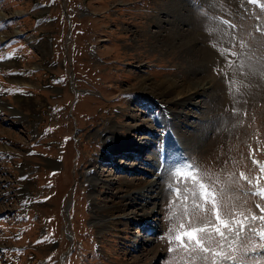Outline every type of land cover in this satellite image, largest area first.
Returning a JSON list of instances; mask_svg holds the SVG:
<instances>
[{
    "label": "rangeland",
    "instance_id": "1",
    "mask_svg": "<svg viewBox=\"0 0 264 264\" xmlns=\"http://www.w3.org/2000/svg\"><path fill=\"white\" fill-rule=\"evenodd\" d=\"M260 192L264 0H0V264H264Z\"/></svg>",
    "mask_w": 264,
    "mask_h": 264
},
{
    "label": "bare ground",
    "instance_id": "2",
    "mask_svg": "<svg viewBox=\"0 0 264 264\" xmlns=\"http://www.w3.org/2000/svg\"><path fill=\"white\" fill-rule=\"evenodd\" d=\"M189 42H194V39H190L188 41ZM191 45V44H189ZM195 46V45H194ZM200 49V48H199ZM209 49V48H208ZM202 52V60L204 58L203 54L205 55L203 49L199 50ZM207 51V50H206ZM200 53V52H199ZM208 55V54H207ZM211 55V54H210ZM217 56V55H216ZM208 59V58H207ZM210 59V58H209ZM206 62V61H205ZM209 63V62H208ZM201 64V62H200ZM204 64V63H203ZM239 75V74H238ZM212 79H208V83H203V79L201 81H196V83L191 86V85H188V86H183L182 84H178V83H175L173 82L172 79H168V78H165V79H162L161 82H156V81H153V79H143L142 82L145 84V85H150V86H153V87H156L159 89V92H161L160 94L163 95L165 94L164 92H166L167 94H172L173 93V97H170V99H174L175 97H180L178 101L175 102V104H181L183 101L181 99H184L185 97H190L192 96L193 94H205L207 91H209L208 89L211 88L212 86L214 87V81L215 79H213V77H211ZM213 91V90H212ZM172 92V93H171ZM214 93V92H213ZM166 94V96H167ZM165 96V97H166ZM188 99V98H187ZM228 99V98H227ZM181 100V102H180ZM186 102V101H185ZM189 102V101H188ZM186 104V103H185ZM179 107V106H178ZM182 107V106H181ZM179 113H177V115H175V119L178 118V121H182V118H181V115L178 117ZM173 118V116H172ZM187 120V119H186ZM145 124V123H144ZM151 124V123H150ZM149 124V125H150ZM204 125V124H202ZM142 126V125H141ZM198 126V125H197ZM144 127V126H143ZM120 128V127H119ZM119 128H116V126L114 125V127H109V133L108 134H112L110 138L113 137V134H117V131L119 130ZM147 128V127H146ZM152 128V127H151ZM200 129H205V130H201V131H208L210 130L209 126L208 125H204V126H201ZM199 129V131H200ZM185 133V132H184ZM197 133V132H196ZM206 133V132H205ZM207 134V133H206ZM163 136V135H162ZM186 138L188 137L189 140L190 139H194V138H190L188 135H184ZM147 137V136H146ZM195 137V136H194ZM126 138L123 139L122 142H119L115 147L116 148H122V149H132L135 145L134 141L132 142H128L127 140H125ZM175 139V138H174ZM167 140V139H166ZM166 140H165V143H166ZM147 145H150V143H146ZM161 144V147L165 148L164 146V141H163V138H162V142L160 143ZM150 147V146H148ZM166 149V148H165ZM162 150V149H161ZM164 150V149H163ZM163 152V151H162ZM164 153V156L166 155L167 153V150H166V153ZM178 166V165H177ZM128 169V168H127ZM133 170V169H132ZM93 174V173H92ZM98 174L94 173L93 174V182L96 184V183H101L103 182L102 178L101 177H97ZM141 177V176H140ZM123 179V178H122ZM120 184V187L124 186L126 188L125 192L127 193L125 195V197H128V195L130 196L131 193H133L134 191L136 190H141L143 188H147V190H152V187L153 185L151 184V181H148V180H145L143 179L142 177L141 178H138V179H124V180H121V182L119 181L118 182ZM119 186V185H118ZM119 188V187H118ZM121 202V201H120ZM122 202H123V199H122ZM114 207V206H112ZM119 207V208H118ZM116 208L119 209V211H123L124 210V207H122V205L118 206ZM107 209V208H106ZM111 209V208H110ZM105 210V209H104ZM118 210L116 209L115 211H107L109 212V215L113 214L114 212H117ZM106 212V213H107ZM150 212V211H149ZM102 213V212H101ZM105 213V214H106ZM148 213V212H147ZM151 213V212H150ZM149 215V213H148ZM116 215H112V216H109L110 218H116L114 217ZM119 216V218L122 216V215H117ZM108 218V217H107ZM145 259V258H144Z\"/></svg>",
    "mask_w": 264,
    "mask_h": 264
},
{
    "label": "snow or ice",
    "instance_id": "3",
    "mask_svg": "<svg viewBox=\"0 0 264 264\" xmlns=\"http://www.w3.org/2000/svg\"><path fill=\"white\" fill-rule=\"evenodd\" d=\"M253 3L256 2V0H252ZM258 195H264V192H260V193H256ZM205 196H207V193H204ZM255 219V217L253 218ZM262 219H264V217H262ZM217 220L219 221V213H217ZM220 223L224 224V226H227V222L224 221H220ZM197 231H200V229H193L190 232H186L184 233V235H186L190 240L196 239V233ZM217 231H219V229H217ZM259 235L261 236V239H264V232L259 233ZM179 239V237H178ZM197 243H199V241H197Z\"/></svg>",
    "mask_w": 264,
    "mask_h": 264
}]
</instances>
